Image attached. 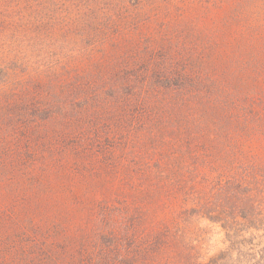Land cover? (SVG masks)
Returning <instances> with one entry per match:
<instances>
[{"label":"rangeland","instance_id":"obj_1","mask_svg":"<svg viewBox=\"0 0 264 264\" xmlns=\"http://www.w3.org/2000/svg\"><path fill=\"white\" fill-rule=\"evenodd\" d=\"M182 72L258 98L259 120L201 116L155 143L153 129L120 128L119 76ZM0 85V170H33L0 185V264L37 263L46 244L65 258L51 264H69L99 227L129 232L132 252L153 255L146 264H255L249 254L264 252V0H0ZM82 90L108 103L90 106L66 145H38L29 110L48 91L73 116ZM160 170L177 178L158 182ZM234 176L254 208L240 213L262 210L250 223L228 207Z\"/></svg>","mask_w":264,"mask_h":264},{"label":"trees","instance_id":"obj_2","mask_svg":"<svg viewBox=\"0 0 264 264\" xmlns=\"http://www.w3.org/2000/svg\"><path fill=\"white\" fill-rule=\"evenodd\" d=\"M176 67L178 68V65ZM0 86L2 89L3 85ZM115 86L119 90L113 93L111 97L113 98L112 102L116 104V108L121 113L119 117L120 124L118 125H120V128L139 125L142 127L146 126L149 130L153 129L148 134L149 137H147L146 143L150 140L153 143L160 141V138H157V136H161L165 132L173 133L171 130H164L165 128L169 129L170 126L186 125L188 127H195L198 125L199 122L197 120L201 116L210 120L212 117L219 116L220 118H230L232 120L244 118L254 122L260 118L254 109V104L258 103V98L248 99V94L243 96L241 94L238 95V92L233 93L234 91L228 89V86H230L228 82L203 76L196 77L187 72L165 73L164 75H157L152 78L122 75L119 76ZM42 95L41 101H39V104H36L38 106L32 109L34 112L31 113L32 110H29L27 114H32L35 118L37 129L33 133L35 135L33 138L38 145L43 147L50 142L55 143L57 141L65 143L64 145H66L70 135L69 132L81 128V125H78V123L85 117V111L94 105L95 109H92V111L95 113L101 107L105 106L109 100H99V97L92 98L95 94H88L87 90H82V93H78V95L75 93L74 100L82 98L84 103L78 109L73 110L75 113L72 116L70 113L71 107L61 103L55 108H52V105H49V101L48 104L45 101L50 96L49 92L47 91ZM234 95L235 97H233ZM88 101L91 105H89ZM227 107H229L228 112L224 111ZM97 116L100 118L99 115ZM93 118H96L95 115H93ZM57 120H61L63 124H59L60 126L58 125L52 132H48L46 129L48 127L47 124ZM112 132L113 130H108L105 132V135L110 136ZM134 133L139 134L141 131H134ZM135 148L138 151V148ZM9 173L16 179V176L20 178L29 175L32 176L33 170H30L27 165L19 173L7 172V170L2 169L0 170V185L7 182L3 179ZM174 173L176 172L163 173L160 170L157 175V181H162L164 174L177 178V173L175 175ZM140 176H142L143 186L147 187L150 183V174L144 172ZM15 179L11 180V182H16L17 180ZM232 180L233 182L227 187L226 192L228 207L233 209L235 217L238 216L244 221L249 220L250 223L254 218L259 217L262 210L259 209L258 213L257 211L240 213L239 210L244 209L245 206L252 208L251 210H254V208L252 205H247L244 201V196L241 194L239 187L242 183V178L234 176ZM243 180H245L246 184L256 187L261 184H259V181L255 177ZM182 184H184L183 181ZM260 186L263 189L260 197V202L263 206L264 183ZM105 234L107 233H104V230L99 227L92 234H83L81 238H77L76 243L81 246V250L71 248V251H68L67 261L69 260V264H146L153 258V255L149 252L134 253L131 251L133 247H131V250L129 249L132 244L129 232L122 233L112 228L110 229L109 235ZM46 245L44 246L46 247ZM44 246L40 250L41 255L37 263H29L26 261V264H51L53 260L63 262L65 258H63L62 252L60 253L56 248L48 249ZM34 257L35 255L31 252L29 255L31 262L34 261ZM249 257L252 258L251 260H255V264H264V252H260L258 257L256 253L252 252L249 254ZM232 263L244 264L238 259H236V262L233 260Z\"/></svg>","mask_w":264,"mask_h":264}]
</instances>
